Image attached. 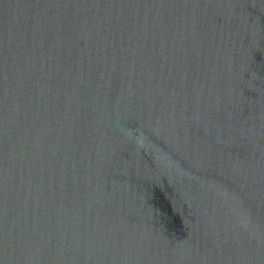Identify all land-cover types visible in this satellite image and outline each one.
I'll return each instance as SVG.
<instances>
[{"label": "water", "instance_id": "obj_1", "mask_svg": "<svg viewBox=\"0 0 264 264\" xmlns=\"http://www.w3.org/2000/svg\"><path fill=\"white\" fill-rule=\"evenodd\" d=\"M0 264H264V0H0Z\"/></svg>", "mask_w": 264, "mask_h": 264}]
</instances>
